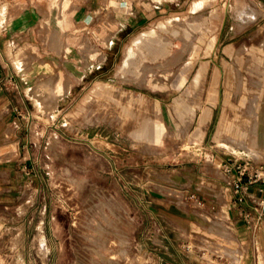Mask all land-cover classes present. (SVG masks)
Returning a JSON list of instances; mask_svg holds the SVG:
<instances>
[{
  "label": "rangeland",
  "instance_id": "rangeland-1",
  "mask_svg": "<svg viewBox=\"0 0 264 264\" xmlns=\"http://www.w3.org/2000/svg\"><path fill=\"white\" fill-rule=\"evenodd\" d=\"M47 1L44 43L51 48L58 23L62 51L36 52L28 39L8 56L39 159L27 165L11 221L0 222V264H184V230L161 211L184 196L176 182L227 178L230 162L264 165L255 137L264 123V0H196L132 26L117 20L120 0L103 14L92 5L90 22L84 0ZM215 64L236 74L230 109L222 106L247 131L203 140L194 123ZM62 79L71 89L60 95ZM142 120L162 130L160 143Z\"/></svg>",
  "mask_w": 264,
  "mask_h": 264
},
{
  "label": "crops",
  "instance_id": "crops-1",
  "mask_svg": "<svg viewBox=\"0 0 264 264\" xmlns=\"http://www.w3.org/2000/svg\"><path fill=\"white\" fill-rule=\"evenodd\" d=\"M110 1L84 0V21L92 20V5H99L100 13L103 14ZM195 1L120 0L118 4L122 12L117 20L124 26H132V22L133 25L145 23ZM47 4V0H0V81L4 84L0 87V222L4 224L7 220L11 221L15 198L22 195L27 165L39 159L29 140V100L8 56L15 44L23 47L28 39L33 42L32 47L36 52L62 51L58 23L55 24L56 32L51 33V48L47 49L44 43L43 31L48 24ZM126 8L133 11L130 17ZM55 10L53 7L50 11L53 13ZM251 54L255 55L254 52ZM237 64L241 66L240 61ZM212 70V77L207 82V102L197 114L194 136L205 140L210 133L218 139L238 130L246 132L239 128L237 116L231 119L227 111L230 109V91L233 90L235 72L230 67L224 70L220 64L213 65ZM70 89L69 79H62L59 94ZM222 101L227 107L225 110ZM188 115V112L184 113L185 129L188 127ZM139 123L146 125L147 132L144 133H148L150 141L160 143L163 140L159 127L147 120ZM235 178L234 175L227 178L211 175L209 178L202 176L196 182L191 180L190 184L176 182L179 187H188L184 196L163 202L164 206L160 210L170 225L184 230V264H264V222L258 230L249 226L244 219V213H251L255 217L263 215L264 218V190L260 191L264 187H251L244 202H240L233 190Z\"/></svg>",
  "mask_w": 264,
  "mask_h": 264
},
{
  "label": "built area",
  "instance_id": "built-area-1",
  "mask_svg": "<svg viewBox=\"0 0 264 264\" xmlns=\"http://www.w3.org/2000/svg\"><path fill=\"white\" fill-rule=\"evenodd\" d=\"M4 86L0 81V87ZM226 172L229 175H234L233 182L234 194L238 197L240 202H244L246 194L253 186L264 187V165L245 162L238 164V162H230L226 165ZM234 172V173H233ZM263 188L260 189L263 192ZM244 219L249 226L254 229H260L263 226V215L259 217L252 216L251 213H244Z\"/></svg>",
  "mask_w": 264,
  "mask_h": 264
},
{
  "label": "bare ground",
  "instance_id": "bare-ground-1",
  "mask_svg": "<svg viewBox=\"0 0 264 264\" xmlns=\"http://www.w3.org/2000/svg\"><path fill=\"white\" fill-rule=\"evenodd\" d=\"M263 90V89H262ZM263 94V93H262ZM264 95V94H263ZM262 97V96H261ZM263 98V97H262ZM261 106V105H260ZM261 113L264 115V110L261 111ZM259 125V124H258ZM260 126V125H259ZM258 129V128H257ZM250 130V129H249ZM255 137L259 139L261 143L264 142V123L262 126H260L259 130L255 132ZM254 150V149H253Z\"/></svg>",
  "mask_w": 264,
  "mask_h": 264
}]
</instances>
